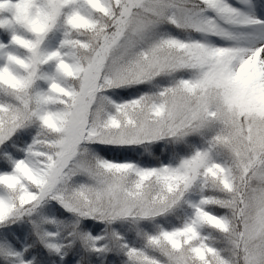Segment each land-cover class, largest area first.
Instances as JSON below:
<instances>
[{"label": "snow or ice", "instance_id": "1", "mask_svg": "<svg viewBox=\"0 0 264 264\" xmlns=\"http://www.w3.org/2000/svg\"><path fill=\"white\" fill-rule=\"evenodd\" d=\"M0 264H264V0H0Z\"/></svg>", "mask_w": 264, "mask_h": 264}, {"label": "rangeland", "instance_id": "2", "mask_svg": "<svg viewBox=\"0 0 264 264\" xmlns=\"http://www.w3.org/2000/svg\"><path fill=\"white\" fill-rule=\"evenodd\" d=\"M107 155H109L110 157L113 155L112 153H108ZM118 155V154H117Z\"/></svg>", "mask_w": 264, "mask_h": 264}]
</instances>
